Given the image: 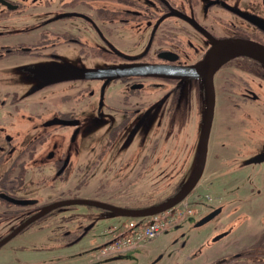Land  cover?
Here are the masks:
<instances>
[{
  "label": "flooded vegetation",
  "instance_id": "obj_1",
  "mask_svg": "<svg viewBox=\"0 0 264 264\" xmlns=\"http://www.w3.org/2000/svg\"><path fill=\"white\" fill-rule=\"evenodd\" d=\"M226 40L264 47V0H0V242L49 204L39 200V191L47 189L52 176L64 178L66 171L79 176L101 168L109 178L125 181L132 163L126 150L133 136L150 122L161 131L163 142L164 130L175 124L177 102L187 91L203 103L199 117L204 121L222 103L264 109V90L255 76L264 82V64L256 59L235 56L213 71L207 66L189 75L190 68ZM153 68L179 77L147 75ZM101 70L110 74L73 77ZM55 72L65 78L52 82ZM10 86L27 89H4ZM48 88L58 98L47 96ZM90 133L98 138L83 147L79 139ZM140 160L144 164L145 157ZM113 167L115 173L107 171ZM224 205L204 211L199 219L221 209L199 227L220 219ZM61 208L27 224L0 250L25 229L27 234L47 235L52 222L31 225ZM89 226L59 232L61 247L78 242L93 224ZM228 233L213 235L212 243ZM6 249L8 254L19 252L18 246ZM261 252L264 231L233 259ZM26 259L21 263L11 256L0 264H31Z\"/></svg>",
  "mask_w": 264,
  "mask_h": 264
},
{
  "label": "rangeland",
  "instance_id": "obj_2",
  "mask_svg": "<svg viewBox=\"0 0 264 264\" xmlns=\"http://www.w3.org/2000/svg\"><path fill=\"white\" fill-rule=\"evenodd\" d=\"M231 68L227 69L231 71ZM255 76L264 90L261 75L256 73ZM4 89L18 92L27 88ZM50 92L48 88L47 96ZM53 94L50 96L58 98ZM186 94L181 103L177 102L175 124L172 128L166 127L167 137L163 142L161 131H155L154 123L150 122L133 136L126 150L132 154V163L126 169L125 181L109 178L101 168L85 170L79 176L66 171L64 178L53 179L52 176L47 189L39 191L42 197L39 200L51 203L75 197L142 208L158 198L167 199L179 183L182 187L187 185L190 174L200 168L194 187L176 205L182 211H192L191 215L186 214L148 243L96 259L91 257L110 237L107 229L120 226L128 218L94 206L70 205L31 225L46 220L52 222L55 226L49 224L47 235L27 234L25 229L0 250V260L14 256L21 263L28 257L31 264H264V252L261 255L244 253L240 259H233L264 231V162H250L264 151V109L251 103L240 104V109L230 102L218 104L206 137L205 161L202 162L205 121L200 119L199 113L203 112V103L195 98V92ZM228 95L232 98V94ZM91 134L79 139L80 145L85 147L98 138L96 133ZM99 144H105L102 136ZM142 157H145L144 164L140 162ZM117 170L115 167L107 169L114 173ZM220 203L225 204L220 219L195 227L204 211ZM259 207L263 209L254 210ZM235 208L239 210H231ZM91 223L92 229L82 239L70 247H61L59 232L75 231L78 226L87 227ZM224 230L229 231L228 235L213 244L212 236ZM8 245L18 246L19 252L8 254ZM225 256L229 258H223ZM256 256H260L259 261Z\"/></svg>",
  "mask_w": 264,
  "mask_h": 264
},
{
  "label": "water",
  "instance_id": "obj_3",
  "mask_svg": "<svg viewBox=\"0 0 264 264\" xmlns=\"http://www.w3.org/2000/svg\"><path fill=\"white\" fill-rule=\"evenodd\" d=\"M235 56H248L250 58L256 59L264 64V47L251 42V41H245V40H226L219 42L211 52L204 58L202 62L198 64V66L190 68V71L188 72L190 76H194L192 74H199L196 73L198 70H204L205 67L211 66V70L213 71L220 63L225 62L229 60L232 57ZM63 73L62 72H55L53 73L54 77L50 79L52 82L54 80H60L62 78ZM84 74V75H81ZM110 72L107 70H101V71H88V72H80L78 75H74L73 77L76 78H94V77H103L108 76ZM147 75L151 76H165L169 78L179 77L177 74H173V72H166V71H157L154 68L152 70L147 71ZM55 76H59V78H55ZM210 111V108L209 110ZM210 112H208V117L205 121V127L202 135V162L205 161V145H206V137L209 132L210 128ZM250 162L252 163H260L264 162V152L259 153L258 155L254 156ZM201 169L194 171L191 178L189 179L187 185L181 188V190L171 197L170 199L166 200L165 202L149 207V208H143V209H132V208H125V207H119L114 206L112 204L103 203L95 200H88V199H80V198H74V199H62L59 201H55L52 203L47 204V206L43 207V209L37 213L36 215L30 217L26 221H24L19 227H17L10 235L5 237L1 242L0 245L3 244L6 240L12 238L15 234H17L22 228H24L27 224L31 223L35 219L39 218L40 216L44 215L46 212L49 213L51 210H54L56 208H60L63 206H70L75 204H84L88 206H94L97 208H102L111 212H114L120 216L123 217H146L150 216L162 211H165L174 205L178 204L183 198L190 192V190L194 187L197 176L200 174ZM19 204H28L30 201H16ZM220 207L217 209L211 211L210 213L206 214L202 218H200L196 223L195 227H199L207 222H209L211 219H213L217 214L220 212ZM90 228L87 227L85 230H88ZM219 236L215 237L214 240L218 239Z\"/></svg>",
  "mask_w": 264,
  "mask_h": 264
},
{
  "label": "built area",
  "instance_id": "obj_4",
  "mask_svg": "<svg viewBox=\"0 0 264 264\" xmlns=\"http://www.w3.org/2000/svg\"><path fill=\"white\" fill-rule=\"evenodd\" d=\"M181 214V211L174 209L152 216L145 222L131 220L120 227L113 226L107 231L111 238L100 247L94 257L100 258L149 242L168 228Z\"/></svg>",
  "mask_w": 264,
  "mask_h": 264
},
{
  "label": "trees",
  "instance_id": "obj_5",
  "mask_svg": "<svg viewBox=\"0 0 264 264\" xmlns=\"http://www.w3.org/2000/svg\"><path fill=\"white\" fill-rule=\"evenodd\" d=\"M179 183V182H178ZM177 183V184H178ZM180 186H181V184L179 183L178 184V186H176V188L173 190V192L170 194V195H174L179 189H180ZM163 201V199H160V198H158V199H156L155 201H153V202H149L148 204H147V206H151V205H154V204H156V203H159V202H162ZM146 207V206H145Z\"/></svg>",
  "mask_w": 264,
  "mask_h": 264
}]
</instances>
